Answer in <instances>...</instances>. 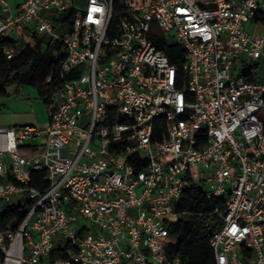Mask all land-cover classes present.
Instances as JSON below:
<instances>
[{"label": "built area", "instance_id": "2783aa9c", "mask_svg": "<svg viewBox=\"0 0 264 264\" xmlns=\"http://www.w3.org/2000/svg\"><path fill=\"white\" fill-rule=\"evenodd\" d=\"M262 13L261 0H0V37L58 41L63 79L45 127H0V211L31 202L0 230V264H181L169 227L195 185L220 201L213 264H264ZM154 42L181 48V66Z\"/></svg>", "mask_w": 264, "mask_h": 264}, {"label": "trees", "instance_id": "16d2710c", "mask_svg": "<svg viewBox=\"0 0 264 264\" xmlns=\"http://www.w3.org/2000/svg\"><path fill=\"white\" fill-rule=\"evenodd\" d=\"M64 16L51 14V21L55 29L60 30L59 24ZM256 19L264 21V13ZM157 48L164 49L171 62L181 66L183 51L171 43L163 47L154 42ZM11 50L7 57L5 51ZM61 50L58 41L40 35L34 29L23 27L13 36L0 37V96L6 95V87L15 85H30L36 88L39 98L49 102V96L63 81L59 65L54 60V53ZM257 65L248 66L241 70L249 79L254 77ZM51 76L48 81L47 78ZM74 76V75H72ZM71 76L65 75L64 78ZM259 116L264 120V108L259 111ZM159 124H155L154 137L159 138ZM30 185L44 190L47 179L44 171H31L29 173ZM215 204H220L217 199L209 200L205 196L202 185L187 187L181 193L174 211L179 214L178 221L169 227V233L175 235L176 240L166 252L167 255H179L181 264H213L209 239L219 226L217 215L211 214ZM31 202L26 200L19 203L6 204L0 211V230L15 228L21 222ZM173 239V238H170ZM53 258L63 257L62 247L55 246Z\"/></svg>", "mask_w": 264, "mask_h": 264}, {"label": "rangeland", "instance_id": "374dc122", "mask_svg": "<svg viewBox=\"0 0 264 264\" xmlns=\"http://www.w3.org/2000/svg\"><path fill=\"white\" fill-rule=\"evenodd\" d=\"M15 0H9L13 5ZM264 3V0H261ZM82 4L81 2L79 3ZM14 8V6H13ZM38 34L42 35L41 31ZM235 62V66H236ZM257 74L264 81V58L259 62ZM6 95L0 96V127H10L24 121L31 120L33 115L46 118V112L49 110V103H44L40 98L31 97L22 99L17 92V86L11 85L6 87ZM17 103V104H15ZM22 114V116H7L6 114ZM25 115V116H24ZM33 122V121H32ZM23 202L16 197H11L9 204Z\"/></svg>", "mask_w": 264, "mask_h": 264}, {"label": "crops", "instance_id": "0c3cea01", "mask_svg": "<svg viewBox=\"0 0 264 264\" xmlns=\"http://www.w3.org/2000/svg\"><path fill=\"white\" fill-rule=\"evenodd\" d=\"M17 92L19 93L20 98L22 99H28L31 97H35V98H39L38 95V91L36 90V88H34L33 86L30 85H20L17 87ZM17 104V103H15ZM7 116H22V114H6ZM25 116V115H24ZM49 120V111L46 112V118H41L40 116H36L33 115V117L31 118V120L28 121H24L22 123L19 124H15V125H22V124H33L36 125L38 127H45L47 125V122ZM33 121V122H32Z\"/></svg>", "mask_w": 264, "mask_h": 264}]
</instances>
